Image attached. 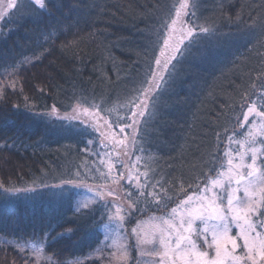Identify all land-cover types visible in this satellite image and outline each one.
<instances>
[{
	"label": "trees",
	"instance_id": "trees-1",
	"mask_svg": "<svg viewBox=\"0 0 264 264\" xmlns=\"http://www.w3.org/2000/svg\"><path fill=\"white\" fill-rule=\"evenodd\" d=\"M16 2L20 6L0 18V264H37L16 245L45 239L50 261L40 264H99L78 263L74 251L86 236L98 244L109 209L114 213L107 202L82 207L83 191L100 183L83 175L99 157L98 136L64 116L85 107L123 127L121 117H128L129 102L146 86L181 0H57L58 9L48 6L51 15L31 0ZM195 2L190 25L212 34H201L166 77L157 109L136 127L125 169L117 154L111 159L120 164L115 183L137 206L134 218L164 214L196 190L221 162L223 143L246 103H259L264 91V0ZM56 189L70 193L54 201Z\"/></svg>",
	"mask_w": 264,
	"mask_h": 264
},
{
	"label": "snow or ice",
	"instance_id": "snow-or-ice-1",
	"mask_svg": "<svg viewBox=\"0 0 264 264\" xmlns=\"http://www.w3.org/2000/svg\"><path fill=\"white\" fill-rule=\"evenodd\" d=\"M31 2L38 10L49 15H51L48 11L49 4L56 9L61 6L57 0H31ZM19 6L16 0H9L7 9ZM195 8V0H181L179 7L176 8L175 18H172L171 23L167 24L163 46L159 56H155V68L149 69L151 76L140 92L139 103H136L135 100L129 102L135 109L132 111V115L127 117L132 123H126L121 127V132H124L125 128L133 129V143L137 137L135 126L141 124L140 118L150 114L149 110L155 111L157 109V98L169 82L166 77L173 74L176 65L181 62L192 45L198 41L201 34H212L211 28L202 25L192 24L189 26L181 22V27L176 28L181 16L196 15ZM7 9L0 12V18L10 15ZM176 32L180 34L178 40L173 35ZM150 54L155 55V46H153ZM259 100V103L253 100L244 113L245 122L249 121V117L253 118L252 126L247 132L245 141H237L241 148H245V144L248 147L243 153L236 155L242 161L244 156L250 152L251 163L237 165L234 164L233 158H229L227 160V176L223 170V165H221L217 177L211 179L210 184L200 189L201 194L199 196L195 194L186 195L179 204L171 209L167 218H159L167 226L159 229L161 233L159 245L162 251H157L155 254L161 257L160 264H249V262L258 264V261H264V231L257 230L258 228L264 229V189L260 190L259 199H257V192L253 187V178L260 175V168L264 167V161H261L259 166L257 165L258 155H264V150L254 146L256 137L264 135V91L260 93ZM84 111L87 113L88 110L84 109ZM55 113L56 109L53 108L52 114ZM121 119L125 118L121 117ZM241 127H244V124H241ZM118 143L123 144L124 142L118 141ZM245 167L249 169L247 175L241 171ZM233 183L236 185L235 188L232 187ZM225 184H227V188H225ZM214 189H221L222 191L216 193ZM5 191H11V189H5ZM161 191L164 192L167 200L172 199L171 196L167 195L166 190L161 188ZM241 191L243 192L242 197L237 195ZM224 192H226V206L224 205ZM108 194L114 195L112 192ZM148 195L154 196L153 193H148ZM154 203L159 207L167 208V203L159 195L154 196ZM105 207L108 208V205L106 204ZM112 207L116 211L112 213L109 209V222L116 221V231L119 232L124 227L125 216L121 214L123 209L119 205L113 204ZM129 207L130 209L135 208V202ZM196 220L201 221L204 225L202 229L197 230L194 227ZM233 226L238 230L235 236L230 235ZM104 227L107 229V225ZM68 231L71 232V229ZM132 232L136 233L137 229L133 228ZM209 235L211 242H209ZM46 237L47 233L45 234ZM108 238V236L105 237V239ZM198 240H202V245L197 242ZM45 242L26 241L17 244L16 247L21 253L25 252L26 249L34 250L37 264H40ZM144 242L143 240L140 241V243ZM201 248L205 250H201ZM239 249H243L245 254H237ZM213 251L214 255L212 254Z\"/></svg>",
	"mask_w": 264,
	"mask_h": 264
},
{
	"label": "rangeland",
	"instance_id": "rangeland-1",
	"mask_svg": "<svg viewBox=\"0 0 264 264\" xmlns=\"http://www.w3.org/2000/svg\"><path fill=\"white\" fill-rule=\"evenodd\" d=\"M8 3L9 0H0V12H4L7 9ZM173 18H175V16ZM181 22L190 26V15L181 16L179 18V21L176 25L177 29L181 27ZM173 35L176 40L180 38L179 32H176ZM162 46H163V42L159 47L157 56H159L160 49ZM153 68H155V64L153 65ZM136 103H139V99L136 101ZM251 103L252 101L246 103L242 111L240 121L236 126V129L229 135V137L223 143L224 150L221 157V162H219L216 165L213 173L208 175L205 181L202 184H200L196 188V190L186 195L195 194L196 196H199L201 194L200 189H203L205 185L210 184L211 179L217 177L218 171L221 170V165H223V170L225 171L227 176L228 175L227 160L229 158H233L234 164L237 165L240 163L243 164L251 163L250 152L246 156H244L242 161L240 157L236 155L237 153H243L248 147V145L245 144V148H241L240 143H237V141H241V142L245 141L247 132L249 128L252 126V121H253L252 117H249L248 122L244 121V113L247 111V108ZM84 109L88 110L87 113H85ZM134 110H135L134 108H131L129 110L128 117L132 115V111ZM64 117L68 120L79 121L83 125L89 126L91 130H94L95 132V133L93 132L94 135L98 136V144H99L98 148L101 149L99 150L101 153L97 152L99 154V157L98 155H96L95 161H93V163L86 165L83 168L84 169L83 175L86 178L87 176L92 177L91 180L97 178V180H99L100 183L91 184L86 188V190L83 191L84 196L82 197L83 199L82 207H84V205L91 204L97 201L99 203L107 202L111 204V206L113 204L119 205L123 209L121 214L125 216L124 227L119 232L116 231V221L109 222L108 220L107 223L104 224L107 225V229L104 227V225L100 227L99 230L101 233V240L99 241L98 244L94 243L92 236L84 237L74 249V251H76V254L78 256V258L76 259L81 260L78 263H84L92 259L98 261L97 263L99 264H160L161 257L155 254L157 251H162L159 245V239L161 235L159 229L166 228L167 226L164 225L162 223V220H160L159 218L160 217L167 218L168 213H170L172 208L164 214L156 215L155 212V214L146 215L141 218L131 217V213H133L132 211H136L137 208L130 209L129 207L130 204L126 201V199L121 193L120 183L119 182L115 183L114 181L115 178L113 179V173L116 169L115 164L120 163L122 165L121 169H125L127 162L130 161L128 153L130 148L131 149L133 148V140H132L133 129L125 128L124 132H121V127L114 128L113 126V122H115V119L113 118L110 119L108 116L101 114L97 110L89 109L85 107L75 106L70 111V113L66 114V116ZM123 122L124 125L126 123L127 124L132 123V121L127 118L123 119ZM241 124H244V127H241ZM136 127L137 126H135V130ZM230 137L232 138L231 140ZM118 141H123L124 143L120 144L118 143ZM254 146L264 150V135H258L256 137V143ZM114 154L118 155L117 158L118 163H114L113 165L111 159L113 158ZM261 161H264V155H258L257 158L258 166L260 165ZM87 166L91 168L88 169ZM118 167L120 168V166ZM248 170L249 169L246 167L241 169V171H243L245 175H247ZM124 172L125 170L122 171V173ZM128 175L130 179L135 178L133 172H129ZM122 177H125V175H123ZM232 187L235 188L236 185L233 183ZM253 187L257 192V199H259V192L261 189H264V167L260 168V175H257L253 178ZM225 188H227V184H225ZM71 189H74V187H71ZM69 191L65 189H56V191L52 193L50 199L54 201L55 199H62L66 197V195H68ZM214 191L216 193H220L222 190L214 189ZM109 192L114 193V195H109L108 194ZM186 195L184 196V198L186 197ZM209 195H211V193H209ZM224 195H225L224 205L226 206L227 204L226 192H224ZM237 195L242 197L243 192L241 191L237 193ZM113 209L115 213L116 209L115 208ZM61 213H62V209L58 205L56 207V210L54 211V214L56 216H59V214ZM194 227L197 230H199L202 229L204 225L201 223V221L196 220L194 223ZM133 228L137 229L136 233L132 232ZM257 230L264 231V229L262 228H258ZM237 231L238 230L233 226L230 235L235 236ZM106 236H108L109 238L105 239ZM141 240L145 242L140 243ZM4 242H5L4 239H0V245L3 244ZM197 242L201 245L203 243L202 240H198ZM209 242H211L210 235H209ZM86 245L88 246L95 245V247L91 251H86L84 250V246ZM201 250H205V249L201 248ZM25 251H27L28 253L30 252V254L33 255L36 261V253L34 250L26 249ZM212 254L214 255V251L212 252ZM237 254L244 255L245 253L243 252V249H239L237 251ZM41 255H42V259L40 263L45 261H50L49 258L45 257L43 252ZM71 259L72 258L69 259L70 263H71ZM249 264H251V262H249ZM258 264H264V261H258Z\"/></svg>",
	"mask_w": 264,
	"mask_h": 264
}]
</instances>
